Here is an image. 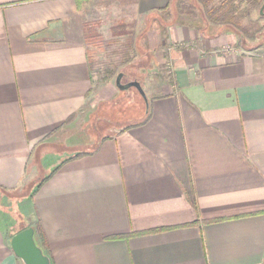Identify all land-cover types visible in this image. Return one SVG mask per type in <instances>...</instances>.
I'll list each match as a JSON object with an SVG mask.
<instances>
[{"label": "crops", "instance_id": "1", "mask_svg": "<svg viewBox=\"0 0 264 264\" xmlns=\"http://www.w3.org/2000/svg\"><path fill=\"white\" fill-rule=\"evenodd\" d=\"M116 1L148 110L96 141V105L118 93L93 77L88 0H0V194L33 183L53 264H264V49L202 34L184 0ZM6 227L0 264H21Z\"/></svg>", "mask_w": 264, "mask_h": 264}, {"label": "rangeland", "instance_id": "2", "mask_svg": "<svg viewBox=\"0 0 264 264\" xmlns=\"http://www.w3.org/2000/svg\"><path fill=\"white\" fill-rule=\"evenodd\" d=\"M237 3L241 9L246 8L244 0H237ZM123 9V6L116 0H88L87 9L83 13L85 16L84 33L93 77L98 85L110 81L115 86L118 73H122V84H128L137 79L141 83L142 89L147 90V76L145 75L147 69H144L146 61L142 58L135 59V57L131 59L137 34L135 20L129 19V15ZM198 14L201 13L198 11ZM187 19L201 33L204 28L210 30L219 27L201 19H198V22L192 21L190 18ZM242 24L248 28L249 36H253V39L241 37L234 30L228 28L237 34L238 43L248 48V50L261 46L264 49V10L262 15H260L259 9L251 10L249 15L242 21ZM116 92L118 96L111 98L108 97L111 92L106 89L104 97L107 96V98L102 101L99 100L96 105L98 109L92 116L94 125H92V130H89L90 136L96 135V141L98 135L106 133L107 128L110 126L128 124L145 114V101L136 90L131 89L129 92L124 93L116 89ZM96 127H98V130ZM89 144H91V141ZM89 146L80 147V150H85ZM60 149L63 150L62 147ZM53 162H56V158L52 156L45 159L44 163L46 164L44 165L49 167L38 171V180L46 176L47 170L53 167ZM33 171L35 175L34 167ZM33 189L32 183L31 188L28 187L20 195L5 196L2 193L0 194V219L7 226L6 230L11 235L34 223V219L32 221L29 214Z\"/></svg>", "mask_w": 264, "mask_h": 264}, {"label": "trees", "instance_id": "3", "mask_svg": "<svg viewBox=\"0 0 264 264\" xmlns=\"http://www.w3.org/2000/svg\"><path fill=\"white\" fill-rule=\"evenodd\" d=\"M123 2L125 1L121 0V3ZM263 2L264 0H244L246 8L241 9L237 0H186L181 5L180 12L192 21L198 22V19H201L202 21H207L209 24L219 26L220 28H231L241 37H249L253 39V36H249L248 28L242 24V21L249 15L251 10L260 9ZM198 11L201 13L200 15H197ZM83 155H77V157H82ZM43 181L44 180H42L40 184ZM28 227L34 229V240L36 245L41 248L43 253L49 257L51 264H53L52 259L46 250L39 222L34 220V223L29 224Z\"/></svg>", "mask_w": 264, "mask_h": 264}, {"label": "water", "instance_id": "4", "mask_svg": "<svg viewBox=\"0 0 264 264\" xmlns=\"http://www.w3.org/2000/svg\"><path fill=\"white\" fill-rule=\"evenodd\" d=\"M264 2L259 9L260 15L263 14ZM122 73H118L115 79V87L119 92H128L131 88L137 91V93L144 99L146 104V111L148 110V101L143 92L140 83L136 80L128 84H122ZM34 229L27 227L10 238V249L14 256L20 260L22 264H51L50 259L43 253L40 247H38L34 240Z\"/></svg>", "mask_w": 264, "mask_h": 264}, {"label": "built area", "instance_id": "5", "mask_svg": "<svg viewBox=\"0 0 264 264\" xmlns=\"http://www.w3.org/2000/svg\"><path fill=\"white\" fill-rule=\"evenodd\" d=\"M226 52H229V49H225Z\"/></svg>", "mask_w": 264, "mask_h": 264}, {"label": "flooded vegetation", "instance_id": "6", "mask_svg": "<svg viewBox=\"0 0 264 264\" xmlns=\"http://www.w3.org/2000/svg\"><path fill=\"white\" fill-rule=\"evenodd\" d=\"M131 82H132V81H131ZM131 89H133V88H131ZM131 89H130V90H131ZM128 92H129V91H128ZM126 93H127V92H126Z\"/></svg>", "mask_w": 264, "mask_h": 264}]
</instances>
